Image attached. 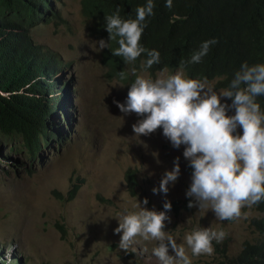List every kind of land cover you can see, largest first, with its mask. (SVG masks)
I'll return each mask as SVG.
<instances>
[{
    "label": "rangeland",
    "instance_id": "obj_1",
    "mask_svg": "<svg viewBox=\"0 0 264 264\" xmlns=\"http://www.w3.org/2000/svg\"><path fill=\"white\" fill-rule=\"evenodd\" d=\"M52 4L61 18L40 22L30 33L63 61L55 77L60 82L58 90L68 85L67 99L60 106L68 119L63 111L52 113L50 144L37 154L25 148L20 134L0 132V264H159L151 251L156 242L140 240L134 245L137 251L126 253L114 229L117 218L125 210L136 211L133 205L145 198L146 207L156 211H166L165 201L172 205L191 198L186 196L191 173L184 146L174 148L162 129L148 136L135 135L132 125L142 117L122 113L114 103L126 101L131 85L107 76L99 40L90 35L91 22L82 13L81 0H52ZM178 71H160L154 78L148 72L138 76L155 80ZM209 83L217 92L221 90L216 81ZM237 131L242 134L241 128ZM176 157L181 169L177 181L169 183L167 194L154 193ZM130 168L137 171L136 195L125 178ZM75 185L79 189L71 198ZM243 212L248 214L246 219L229 221L198 205L179 213L171 208L165 230L178 244L195 229L223 231L225 238L213 241L211 255L191 259L192 264H229L216 243L228 242L227 254L235 257L245 241L261 237L250 220L264 213L254 206ZM143 247L147 253H141Z\"/></svg>",
    "mask_w": 264,
    "mask_h": 264
},
{
    "label": "clouds",
    "instance_id": "obj_2",
    "mask_svg": "<svg viewBox=\"0 0 264 264\" xmlns=\"http://www.w3.org/2000/svg\"><path fill=\"white\" fill-rule=\"evenodd\" d=\"M172 3L173 0H166L165 6L171 8ZM154 7L153 0H147L144 6L136 9L134 19H122L118 12L107 16L108 40L93 36L89 25L90 35L99 40L101 61L107 72L111 70L103 60V50L110 48L113 40L117 41L118 47L112 54L123 57L126 63L136 61L144 53L148 58L142 62V68L148 69L159 63L160 53L155 49L148 50L140 43L146 20L154 14ZM215 43V39L204 41L189 62H201ZM60 67L51 77L55 86L50 97H59L62 106L67 99L68 85L58 90L60 82L55 76ZM164 70L181 71L153 80L138 76L140 72H148L141 70L131 82L123 81L113 73L116 79L131 85L126 101L114 103L122 113H135L142 117L132 125L136 136H148L162 129L164 137L174 148L184 146L183 157L192 169L191 184L186 191V196L193 198L188 202L189 208L198 205L199 209H210L220 220L246 219L248 214L243 212L244 208L264 202V111L257 100L264 96V64L250 66L243 63L227 88L216 86L221 89L219 92L209 83L211 81L189 78L181 68L161 69L155 76ZM123 76L121 73V78ZM212 81L217 84V80ZM61 93L64 96L60 98ZM67 104L70 105L69 100ZM60 106L57 113L63 111V117L67 118L64 107ZM231 109H234V114L229 115ZM238 128L242 129V134ZM179 160L176 157L174 167L166 170L159 189L153 188L154 193L167 194L169 183L177 181L181 171ZM147 204V198L142 203L138 201L133 205L136 211L125 210L117 218L118 226L114 233L120 234L119 246L126 253L137 251L134 245L140 240L154 241L156 244L151 251L159 264H192L191 257L211 255L214 252L213 241L220 242L225 238L223 231L195 229L185 235L184 243L178 244L165 230V221L170 220L167 211L172 208L171 202L165 201L163 207L166 211L148 209ZM147 252V247L141 249V253Z\"/></svg>",
    "mask_w": 264,
    "mask_h": 264
},
{
    "label": "trees",
    "instance_id": "obj_3",
    "mask_svg": "<svg viewBox=\"0 0 264 264\" xmlns=\"http://www.w3.org/2000/svg\"><path fill=\"white\" fill-rule=\"evenodd\" d=\"M153 2L154 14L146 20L140 43L160 53L159 63L142 68L148 58L146 53L126 63L123 57L112 54L118 47L113 40L110 48L103 50V60L111 70L108 77H115V73L121 80L131 82L141 70L155 76L161 69L181 68L189 78L217 80L216 86L225 89L243 63L264 64V0H173L171 8L165 6L166 0ZM146 3L147 0H82V11L91 22V34L108 40L107 16L118 12L122 19H134L136 9ZM59 18L52 0H0V132L20 134L25 148L35 154L52 138L49 118L59 110L60 101L57 96L50 97L55 86L51 77L63 62L56 52L36 43L30 29ZM212 39L217 43L211 45L201 62L190 63L201 44ZM63 96L61 93L60 98ZM257 100L264 111V96ZM188 171L192 173L189 165ZM125 178L130 192L136 195V169H128ZM78 189L79 185H75L69 192L71 198ZM190 199L174 201L172 210H191ZM254 206L264 212V202ZM250 225L261 237L256 242L245 241L237 256H228V242L215 244L229 264H264V216L252 218ZM58 226L65 233L63 225Z\"/></svg>",
    "mask_w": 264,
    "mask_h": 264
}]
</instances>
